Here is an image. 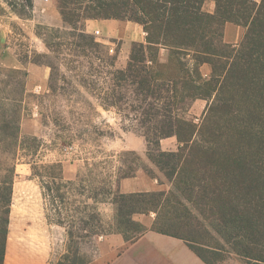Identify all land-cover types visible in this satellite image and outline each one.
I'll return each mask as SVG.
<instances>
[{
	"label": "trees",
	"instance_id": "trees-1",
	"mask_svg": "<svg viewBox=\"0 0 264 264\" xmlns=\"http://www.w3.org/2000/svg\"><path fill=\"white\" fill-rule=\"evenodd\" d=\"M213 1L216 10L209 14L203 11L206 0H55L78 48L102 46L85 32L88 20L143 27L146 43L132 44L126 68L95 57L105 86L98 89L93 74L83 83L101 108L129 122L122 123L124 131L141 134L148 160L172 185L169 192L122 193V180L146 171L134 152L95 163L103 176L89 168L76 180L64 177L61 163L35 162L32 175L40 183L45 217L65 233L56 264H91L94 257L82 254L83 245L113 234L132 243L148 230L183 240L206 264H222L226 254L242 264H264V0ZM27 2L33 11V0ZM228 23L246 29L238 48L224 41ZM44 43L50 50L51 44L61 46ZM161 48L169 51L166 63L158 61ZM204 64L211 67L209 78L202 75ZM197 100L208 103L201 124L181 116ZM2 122L0 264L19 154H39L22 143L18 119ZM172 137L177 150L163 151L161 141ZM128 153L137 161H121ZM105 203L116 207L113 223L105 220ZM151 213L156 215L151 228L133 219Z\"/></svg>",
	"mask_w": 264,
	"mask_h": 264
},
{
	"label": "rangeland",
	"instance_id": "rangeland-1",
	"mask_svg": "<svg viewBox=\"0 0 264 264\" xmlns=\"http://www.w3.org/2000/svg\"><path fill=\"white\" fill-rule=\"evenodd\" d=\"M261 1L254 0L258 4ZM53 4L56 6L55 0ZM215 10L216 3L206 0L203 11L213 14ZM32 18L33 11L28 7L27 0H0V29L10 36L5 47L0 46V125L4 119H18L22 143H31L34 153L39 151L37 156L23 157L24 152L19 154L4 264H56L64 252V230L50 225L45 217L40 183L32 175L35 162L61 163L64 177L76 180L78 177H86L89 168L103 176L105 173L102 168L94 166L95 163L113 159L120 153L134 152L141 157L146 170L140 169L135 177L139 175L144 179L171 185L165 175L148 160L146 141L141 134L124 131L122 123L128 125L129 122L121 120L115 110L105 111L101 108L83 83L85 78L93 74L92 78L99 82L98 89L105 86L104 74L95 57H108L116 60L118 68H126L129 59H124V54L120 55V43L116 41L112 45L115 50L102 43L98 51L78 48L72 45L74 40L70 37L69 29L63 27L56 31V28L49 26L31 24L34 25L35 35H42V39L39 37L42 42L40 45V42L26 35L22 26L23 23L30 25ZM228 24L239 31L237 42L231 44L238 48L246 29L233 23ZM44 39L61 46L54 47L55 44H51L50 50ZM9 47L10 50L7 49ZM28 63L42 66L47 70L48 78L42 80V76L17 68ZM201 69L204 73L209 72V76H204L201 70L204 77L211 76L209 65L204 64ZM196 102L182 110L181 116L201 124L208 103L204 101L203 107L196 104L193 108ZM3 110H6V118H3ZM161 148L168 152L170 145ZM121 161L131 164L137 161V157L128 153ZM145 187V181H139L135 186L137 189ZM101 210L105 220L113 223L116 207L105 203L101 205ZM133 219L151 228L156 215L136 214ZM98 240L81 247L85 257L92 255L98 259ZM222 264L242 263L236 256L226 254Z\"/></svg>",
	"mask_w": 264,
	"mask_h": 264
},
{
	"label": "crops",
	"instance_id": "crops-1",
	"mask_svg": "<svg viewBox=\"0 0 264 264\" xmlns=\"http://www.w3.org/2000/svg\"><path fill=\"white\" fill-rule=\"evenodd\" d=\"M33 18L30 25L23 23L22 26L26 35L40 42L41 40L34 33V25H45L52 28H63V19L53 4V0H33ZM85 32L93 35L96 40L110 49L115 50L112 46L118 41L120 43V55L124 54V59L130 57V47L133 43H146L147 34L143 27L131 21L118 20H88L85 23ZM237 30L233 25H226L224 31V40L228 44L237 42ZM9 33L0 29V46L8 43ZM232 38V39H231ZM41 48V46H40ZM10 50V47L7 48ZM169 58V51L161 48L158 53V61L166 63ZM18 69H25L29 74L42 76V80L48 78L47 70L36 64H22L17 66ZM202 70V69H201ZM203 72V70H202ZM204 76H209L206 71ZM203 100H198L196 104L203 107ZM170 145L169 151L177 149V139L175 137L167 138L161 141V147ZM145 181L144 189L135 188L137 182ZM134 186V188H130ZM122 193L142 192H160L169 191L171 185L163 181L148 180L139 175L133 178L124 179L118 185ZM98 259L93 260L91 264H206L188 245L181 239L164 235L152 230H148L136 241L126 242L120 234H113L97 241Z\"/></svg>",
	"mask_w": 264,
	"mask_h": 264
}]
</instances>
